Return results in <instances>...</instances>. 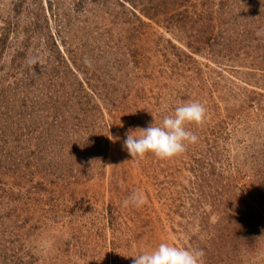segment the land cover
<instances>
[{
  "label": "rangeland",
  "instance_id": "1",
  "mask_svg": "<svg viewBox=\"0 0 264 264\" xmlns=\"http://www.w3.org/2000/svg\"><path fill=\"white\" fill-rule=\"evenodd\" d=\"M193 101L183 153L124 149ZM161 243L264 264V0H0V264H133Z\"/></svg>",
  "mask_w": 264,
  "mask_h": 264
},
{
  "label": "clouds",
  "instance_id": "2",
  "mask_svg": "<svg viewBox=\"0 0 264 264\" xmlns=\"http://www.w3.org/2000/svg\"><path fill=\"white\" fill-rule=\"evenodd\" d=\"M260 35V33H257ZM206 109L200 102L178 105L171 115L163 118L160 124L155 119L147 128L130 129L123 140L124 149L133 159L143 158L152 153L161 159H169L186 150V144L197 141V136L187 129V125L201 124ZM112 137V136H111ZM114 141L118 138L112 137ZM145 203L143 192H133L123 202V206L141 207ZM53 247L52 240L41 238L35 245L39 253H47ZM203 251L186 249L161 243L151 251L133 257V264H203Z\"/></svg>",
  "mask_w": 264,
  "mask_h": 264
},
{
  "label": "trees",
  "instance_id": "3",
  "mask_svg": "<svg viewBox=\"0 0 264 264\" xmlns=\"http://www.w3.org/2000/svg\"><path fill=\"white\" fill-rule=\"evenodd\" d=\"M246 234L248 238H251L252 232L250 230H246Z\"/></svg>",
  "mask_w": 264,
  "mask_h": 264
}]
</instances>
